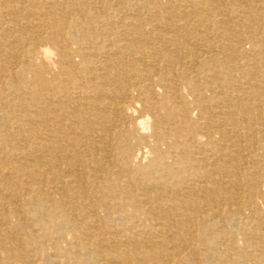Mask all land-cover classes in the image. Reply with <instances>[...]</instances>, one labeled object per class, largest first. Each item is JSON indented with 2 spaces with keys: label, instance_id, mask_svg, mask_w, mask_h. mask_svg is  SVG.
<instances>
[{
  "label": "bare ground",
  "instance_id": "1",
  "mask_svg": "<svg viewBox=\"0 0 264 264\" xmlns=\"http://www.w3.org/2000/svg\"><path fill=\"white\" fill-rule=\"evenodd\" d=\"M0 264H264V0H0Z\"/></svg>",
  "mask_w": 264,
  "mask_h": 264
}]
</instances>
